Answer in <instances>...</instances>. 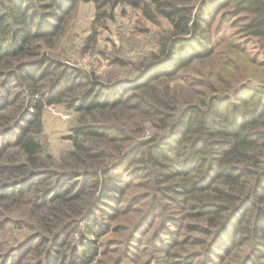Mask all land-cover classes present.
Wrapping results in <instances>:
<instances>
[{
  "label": "trees",
  "instance_id": "trees-1",
  "mask_svg": "<svg viewBox=\"0 0 264 264\" xmlns=\"http://www.w3.org/2000/svg\"><path fill=\"white\" fill-rule=\"evenodd\" d=\"M80 2L94 3L95 24L125 4L171 28L134 76L103 80L51 54ZM250 45L264 64V0H0V264L104 262L97 234L86 240L123 212L131 182L148 190L130 198L147 210L128 251L151 214L180 208L181 232L156 233L159 264H214L221 253L264 264V85L221 90L200 68L218 59L222 69L223 50L235 62L231 51ZM190 68L205 77L172 83ZM56 103L77 112L59 156L41 138ZM193 229L198 248L186 246Z\"/></svg>",
  "mask_w": 264,
  "mask_h": 264
},
{
  "label": "rangeland",
  "instance_id": "rangeland-1",
  "mask_svg": "<svg viewBox=\"0 0 264 264\" xmlns=\"http://www.w3.org/2000/svg\"><path fill=\"white\" fill-rule=\"evenodd\" d=\"M95 13L94 3L80 2L77 4L68 20L66 33L51 54L68 64L94 73L103 80L134 76L137 73V65L148 60L154 52L159 50L158 38L160 35L165 34L171 28V24L166 18L161 17L157 22H152L143 16L140 9L125 4L119 5L115 9L114 17L106 20L105 24L102 25L95 24ZM255 50V47L250 45L248 54L241 51H231L229 55H233L236 60L230 62L226 55L228 51L225 49L223 52L221 51L223 54L220 52L219 55L222 58V69L213 66V64L219 63L218 59L215 63L209 62L200 68H204L203 70L207 74H211L209 78L221 90L227 88L228 85L235 86L238 83V85L249 83L252 86L260 87L264 85V64L260 61H254ZM202 76L205 77L203 71L190 68L180 74L172 83L188 85L190 83L188 80H201ZM198 86L206 88L202 83H199ZM76 114L75 110L67 109L61 103L52 104L45 108L43 115L44 133L41 138L44 146L55 156H59L60 152L71 147V141L67 136ZM131 183L125 195L123 212L114 215V217L107 215L96 228V233L90 235L86 240L90 241L97 234L100 251L96 258L104 260V262L95 260L91 264H113L116 257L123 258L120 264H145L150 260L151 264H159V260H155V258H160L159 253L161 252H158L157 248H160L159 246L163 242L159 238L157 239L156 233L168 230L169 226L173 225L174 233L181 232L180 227L175 226L174 221L176 218L177 221L183 218L185 215L183 209L167 210L168 214H173L171 218L170 216H163L164 210L156 211L158 216L155 213L150 215L146 225L137 231L139 239L130 245L128 251L129 247L126 248V241L130 232L138 218L147 210L144 203L130 206V198L148 190L140 185L143 184L142 182ZM139 207L141 210L138 209ZM190 221L192 220L190 219ZM10 228L14 233L20 231L13 226ZM185 233L186 246L198 248V244L192 245L191 242H195L192 236L198 237L202 233L197 229L187 230ZM163 236L164 240H168L170 237L168 234ZM245 247L246 245L238 250L234 246L231 251L236 249V255H241L244 253ZM161 256H165V254L161 253ZM234 258L235 261L236 257ZM226 262L234 264L229 255L221 253L215 257L214 264H227Z\"/></svg>",
  "mask_w": 264,
  "mask_h": 264
}]
</instances>
